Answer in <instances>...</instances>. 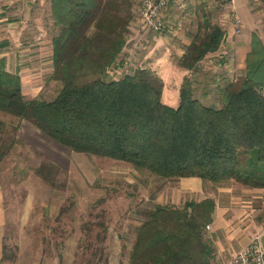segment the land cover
<instances>
[{
    "label": "trees",
    "instance_id": "16d2710c",
    "mask_svg": "<svg viewBox=\"0 0 264 264\" xmlns=\"http://www.w3.org/2000/svg\"><path fill=\"white\" fill-rule=\"evenodd\" d=\"M130 9V0H50L56 28L51 77L60 88L50 100L26 99L20 76L0 64V111L30 121L73 151L124 161L161 178L232 180L264 188L259 36L252 33L245 74L223 85L219 106L201 103L186 76L172 107L162 102L163 81L151 69L107 79L127 40ZM223 38V29L203 14L179 65L195 69ZM58 170L43 162L34 172L54 186ZM214 205L212 198L182 207L155 204L135 230L127 264H213L214 245L205 229Z\"/></svg>",
    "mask_w": 264,
    "mask_h": 264
},
{
    "label": "rangeland",
    "instance_id": "374dc122",
    "mask_svg": "<svg viewBox=\"0 0 264 264\" xmlns=\"http://www.w3.org/2000/svg\"><path fill=\"white\" fill-rule=\"evenodd\" d=\"M130 2L128 31L134 32L130 25L136 28L135 40L130 42L131 51L124 50L126 40L107 79L137 68L159 71L162 102L172 107L179 103L186 76L201 103L219 106L223 85L245 74L252 33L264 43L261 0H248L245 9L248 19L253 13L261 23H234L232 14L237 13L231 6L220 9L214 0H168L161 30L143 23L142 0ZM203 14L225 34L231 31L232 37H224L216 51L188 70L179 65L178 55L198 32ZM55 32L50 0H0V64L20 76L26 99L50 100L60 88L51 77ZM147 63L155 67H146ZM0 153V264H127L135 230L155 204L182 207L189 200L214 199L211 194L201 199L182 180L185 177L165 179L124 161L73 151L30 121L3 111ZM43 162L59 167L54 186L34 172ZM191 179L204 193L213 192L208 188L211 182ZM231 181L226 182L234 183L238 191L252 189L264 198V188ZM259 232L264 245V228L254 234ZM205 236L211 239L207 228ZM228 260L214 254L213 263Z\"/></svg>",
    "mask_w": 264,
    "mask_h": 264
},
{
    "label": "crops",
    "instance_id": "0c3cea01",
    "mask_svg": "<svg viewBox=\"0 0 264 264\" xmlns=\"http://www.w3.org/2000/svg\"><path fill=\"white\" fill-rule=\"evenodd\" d=\"M247 1L248 0H233L230 10L237 13L238 17L241 19V23H257V17L253 13L252 17L249 19L246 16L245 9L247 7ZM258 23L261 22L259 21ZM132 26L133 25H130L129 29L137 32L135 31L136 28H134V26L132 29ZM134 32H129L130 34L127 39L128 44L124 50L131 51L130 42L132 43V40H135ZM224 37H226V39H231V31H228L227 34L224 33ZM183 52L184 50L178 55V58ZM155 64H157V62ZM146 67L153 68L155 66H153V63H147ZM157 73L160 74L159 71ZM191 178L193 177H185L182 178V180L185 183H188L191 190L193 189L198 194L200 193L199 196L201 199L210 194V196L214 198L215 205L209 234L213 241L215 248L214 254H216V257L229 259L239 248L249 241L250 237L255 232L264 228V208H262L264 207V198L257 196L256 193L254 194L252 189L242 188L238 191L235 184L230 182L215 184L214 182H211L209 183L208 188L213 192H207L206 194L202 191V188L200 190V186L199 188L196 187L198 183L194 182L196 180H192ZM192 184L195 188L191 186ZM213 187L214 190L212 189Z\"/></svg>",
    "mask_w": 264,
    "mask_h": 264
},
{
    "label": "built area",
    "instance_id": "2783aa9c",
    "mask_svg": "<svg viewBox=\"0 0 264 264\" xmlns=\"http://www.w3.org/2000/svg\"><path fill=\"white\" fill-rule=\"evenodd\" d=\"M215 5L220 8L231 6L233 0H214ZM168 0H142L140 16L145 25L161 30L164 26L163 13L167 8ZM231 20L241 23V19L233 12ZM210 228V224L206 225ZM226 264H264V245H262V233L252 235L249 241L239 248Z\"/></svg>",
    "mask_w": 264,
    "mask_h": 264
}]
</instances>
